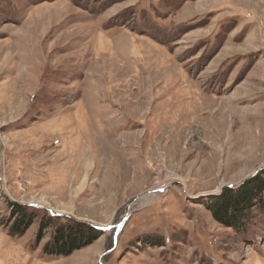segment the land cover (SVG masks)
Returning a JSON list of instances; mask_svg holds the SVG:
<instances>
[{"label": "rangeland", "instance_id": "rangeland-1", "mask_svg": "<svg viewBox=\"0 0 264 264\" xmlns=\"http://www.w3.org/2000/svg\"><path fill=\"white\" fill-rule=\"evenodd\" d=\"M259 177L264 0H0V264H264Z\"/></svg>", "mask_w": 264, "mask_h": 264}, {"label": "trees", "instance_id": "trees-1", "mask_svg": "<svg viewBox=\"0 0 264 264\" xmlns=\"http://www.w3.org/2000/svg\"><path fill=\"white\" fill-rule=\"evenodd\" d=\"M241 194H245V198H248V201L243 200L241 203L236 202L235 204H232L230 203V200H226L228 199V196L223 195L221 198L214 199L210 203L214 217L226 227H240L242 219L247 216L245 215V212L249 213L250 211L249 207L251 206V199H256L258 194H264V183L261 180V177L255 182L251 181L246 184L240 190L239 197ZM240 206L242 207L240 208ZM12 215L13 217L19 216L12 227V230L21 234L22 231L29 226L31 220L27 219L17 205L13 207ZM96 238V230L88 228L78 222H74L69 226L60 225L55 231L51 242L46 245L44 251L49 255L68 256L72 252L90 245L96 240Z\"/></svg>", "mask_w": 264, "mask_h": 264}, {"label": "bare ground", "instance_id": "bare-ground-1", "mask_svg": "<svg viewBox=\"0 0 264 264\" xmlns=\"http://www.w3.org/2000/svg\"><path fill=\"white\" fill-rule=\"evenodd\" d=\"M162 191H163V187H160L159 185H157L155 187H152L149 191H147L146 193H144L141 197L143 199H147V198H150L152 196L155 197L156 195H158Z\"/></svg>", "mask_w": 264, "mask_h": 264}]
</instances>
